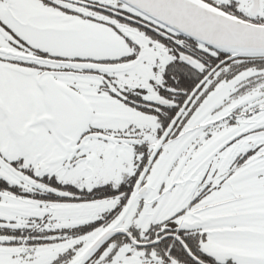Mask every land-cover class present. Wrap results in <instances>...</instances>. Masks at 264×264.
<instances>
[{
	"label": "snow or ice",
	"instance_id": "1",
	"mask_svg": "<svg viewBox=\"0 0 264 264\" xmlns=\"http://www.w3.org/2000/svg\"><path fill=\"white\" fill-rule=\"evenodd\" d=\"M0 264H264V0H0Z\"/></svg>",
	"mask_w": 264,
	"mask_h": 264
}]
</instances>
